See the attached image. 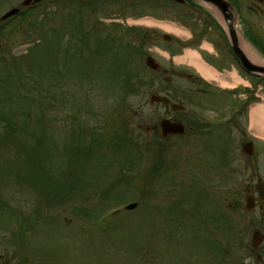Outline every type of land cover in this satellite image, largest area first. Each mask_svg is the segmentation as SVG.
<instances>
[{"label": "rangeland", "instance_id": "374dc122", "mask_svg": "<svg viewBox=\"0 0 264 264\" xmlns=\"http://www.w3.org/2000/svg\"><path fill=\"white\" fill-rule=\"evenodd\" d=\"M24 1L0 0V18ZM89 1L95 6L78 10L74 0H44L0 33V264H260L252 245L255 234L264 239V212L247 211L246 199L264 183V99L220 120L230 117L231 99L199 95V84L171 76L162 55L173 51L176 65L210 83L237 88L247 79L227 72L207 42L180 52L162 39H188L179 26L168 24L167 33L141 23L174 19L225 45L222 18L199 1ZM238 2L264 39L254 9L264 12V3ZM120 36L130 47L117 60L104 39ZM148 57L161 72L146 66ZM119 75L136 86L129 95L115 84ZM175 90L186 93L174 100L193 120L184 136L164 141L165 108L150 96ZM245 128L256 141L252 157L243 151ZM39 158L45 165L31 168ZM129 203L137 207L125 210Z\"/></svg>", "mask_w": 264, "mask_h": 264}, {"label": "flooded vegetation", "instance_id": "af4514ba", "mask_svg": "<svg viewBox=\"0 0 264 264\" xmlns=\"http://www.w3.org/2000/svg\"><path fill=\"white\" fill-rule=\"evenodd\" d=\"M25 1H30V4L24 8L21 9V13L11 17L7 20L3 21V16L9 11H7L5 14H3L0 18V33L6 29H8L11 25H13L14 23H16L19 19L27 16L31 11H34L40 4H42V2H44V0H42L41 2H36V0H25ZM24 1V2H25ZM109 1V0H108ZM115 2L118 1L119 5L122 8H126L124 3V0H114ZM75 4L77 5V9L80 10L82 9V7H94L95 5L92 4L93 1H87V0H74ZM94 3V2H93ZM11 10V9H10ZM2 47H0L1 49ZM162 71V69H161ZM166 73L168 71H165ZM171 76L176 77V78H180V79H184V80H189L195 84H199L200 87L198 88L199 91L203 92V93H214L213 87L203 84L201 81H199L196 77H194L193 75L189 74L188 72H184V71H178L175 68H171ZM166 81L168 80L167 78H165ZM212 89V90H211ZM176 92H172L171 91V98L167 99L166 102L164 103H159V106H163L165 108V112H164V116L160 117L158 120H169L171 121V124L173 125H177V124H181L185 127V132H186V124L188 123L187 120H193L190 117H188L186 115L185 112V107L182 103V101H178L176 102L174 99L183 97L184 99L187 97L186 93L183 91H177ZM173 94H175L173 96ZM166 98V97H165ZM183 106V107H182ZM176 130V129H175ZM180 136L175 135L174 133L171 134V140L178 138ZM248 142H246L247 144ZM247 193L250 194L251 190L247 189ZM252 196H254V194H251ZM256 195H257V191H256ZM254 204H255V210L258 208L259 210H262V212H264V202L259 201L258 198H256L254 200ZM264 251V248H263ZM256 257L258 258L260 264L264 263V254L261 253H256Z\"/></svg>", "mask_w": 264, "mask_h": 264}, {"label": "water", "instance_id": "95a60500", "mask_svg": "<svg viewBox=\"0 0 264 264\" xmlns=\"http://www.w3.org/2000/svg\"><path fill=\"white\" fill-rule=\"evenodd\" d=\"M176 1H178L180 3H184V0H176ZM201 1L206 3V4L217 7L219 9V11L221 12V14L224 16L226 23L228 25L229 35H230V39H231V42L233 45V49H234L236 55L241 60L244 68L249 72L264 74V67L254 65L249 59H247V57L245 56V53L243 52V50L240 47V41H239V38H238L237 33L235 32L234 26H233L234 19H233V16L231 14V10L233 9V7L230 5V3L227 2L226 0H201ZM15 13H16V11H12L5 18L12 16ZM168 40H169V38H168ZM147 65L151 69H154V70L158 69V65L155 64V62L152 58H149L147 60ZM152 99H153L152 100L153 102H155L156 100L159 101V99L155 96ZM162 126H163L165 134L171 133V125L168 122H164ZM182 132H183V130H181V133ZM246 153L248 155H252V147L251 146L246 148ZM258 189H259V196L261 197V200L264 201V184L260 183L258 185ZM252 203H253L252 199H249L247 201V205H248L247 209L251 210L253 208ZM134 208H136V205H132L128 209H134Z\"/></svg>", "mask_w": 264, "mask_h": 264}, {"label": "trees", "instance_id": "16d2710c", "mask_svg": "<svg viewBox=\"0 0 264 264\" xmlns=\"http://www.w3.org/2000/svg\"><path fill=\"white\" fill-rule=\"evenodd\" d=\"M69 25H71V23L69 24ZM72 26V25H71ZM77 27H81V25H76ZM70 28V27H69ZM71 29V28H70ZM63 30H64V28H63ZM79 30L80 29H77V28H72L71 29V35L72 36H77V34H79ZM56 34H58V33H56ZM55 35V34H54ZM87 36H89V37H87L88 39H90L91 37H90V35L87 33L86 34ZM92 36V35H91ZM250 37V36H249ZM93 38H95L94 36H92V38L91 39H93ZM90 39V40H91ZM256 40V39H255ZM253 40L252 39V41L261 49V50H263L264 51V45L263 44H261L258 40ZM94 41V43H95V40H93ZM92 42V41H91ZM111 43H116V41H113L112 39H110V38H108V39H104V44L106 45V46H108L109 47V54H114V56L118 59L119 58V53H117V52H114L113 50H112V48H110V44ZM117 43H119L118 45H120L121 47H123V45H124V40L122 39V37L120 36V37H118V39H117ZM95 44H98V45H102L103 44V42H99V41H97V43H95ZM127 46H129V45H127ZM65 50V49H64ZM66 56H67V54H66ZM125 65V64H124ZM124 65H123V68L121 69L120 68V72L123 74L124 73ZM116 68H118V67H116ZM120 74V73H119ZM126 76H129V77H134V75H130V74H124V77H126ZM123 80V79H122ZM123 82H124V84H123V86H124V88H126V90L128 91V92H130V91H132V89L135 87L134 85H132V82H130L129 80H127V79H125V80H123ZM79 140H81V139H79ZM81 146V145H80ZM84 147V146H83ZM92 147H93V145H92ZM89 148H91V147H89ZM40 159V158H39ZM40 161H41V163L40 162H37L36 161V159H35V161H31L32 162V166L30 165V167L32 168V167H35L36 169H37V167H39L40 166V164H42V165H45V163H44V161L43 160H41L40 159ZM77 162V161H76ZM36 178V177H35ZM37 180H39V181H44V180H47V178H41V177H37L36 178Z\"/></svg>", "mask_w": 264, "mask_h": 264}, {"label": "bare ground", "instance_id": "6f19581e", "mask_svg": "<svg viewBox=\"0 0 264 264\" xmlns=\"http://www.w3.org/2000/svg\"><path fill=\"white\" fill-rule=\"evenodd\" d=\"M235 21H236V19H235ZM141 23H142V24H145V25H148V26H156L155 24H157V23H155L154 21H151V20H143ZM223 23H224V25H226L224 21H223ZM158 24H159V23H158ZM159 25H161V24H159ZM159 25H158V26H159ZM160 27H162V28L166 29L167 31H170V32H171V28L168 27V26H163V25H161ZM234 29H235V31H236L238 37H239V36H240V35H239V34H240V31H239V28H238L237 24H234ZM176 32H177V31H176ZM177 33H178V32H177ZM243 44H244V43H243ZM242 47H243V49L246 51V53H247L248 55H250L249 53L251 52V50H250L248 47H245V44L242 45ZM251 55L253 56V57H251L252 59H256L257 61L259 60V59H257V57H256L252 52H251ZM259 61H260V60H259Z\"/></svg>", "mask_w": 264, "mask_h": 264}]
</instances>
